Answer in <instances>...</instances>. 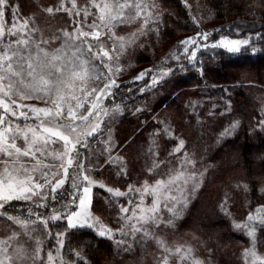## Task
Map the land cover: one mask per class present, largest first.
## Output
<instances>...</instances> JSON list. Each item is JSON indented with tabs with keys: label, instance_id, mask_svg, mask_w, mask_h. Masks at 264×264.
<instances>
[{
	"label": "snow or ice",
	"instance_id": "6c2138e0",
	"mask_svg": "<svg viewBox=\"0 0 264 264\" xmlns=\"http://www.w3.org/2000/svg\"><path fill=\"white\" fill-rule=\"evenodd\" d=\"M39 7L49 15L67 13L71 24L41 26L37 13L19 19V4L0 0V218H4L8 230L0 236V264H78L86 259L83 250L72 248L76 258L72 259L65 257L63 249L68 230L82 228L112 238L125 252L132 251L137 243L143 248L149 240L154 241L159 250L154 264H205L194 255L191 244L169 243L159 232L161 225H175L208 172L198 167L194 154L184 150L183 139L164 159H160L159 144L153 139L148 150L152 161L146 171L156 178L128 183L126 191L97 180L92 174L95 166L89 160L96 151L93 141L103 143L105 163L119 167L118 175H128L124 157L113 154L115 145L109 127L124 110L115 101L122 87L117 76L129 48L151 32L159 35L160 5L154 0H58ZM9 9L11 26L5 23ZM192 19L200 23L195 16ZM128 27L132 30L126 31ZM210 35L197 31L195 36L180 40L183 52H171L168 58L180 61L183 56L195 62L197 50L209 47ZM253 35L264 37V32H250L237 39L221 35L211 47L241 53L251 45ZM165 60L152 84L173 71ZM149 71H141L134 80L143 79ZM261 103L257 128L264 129V99ZM238 125L234 120L221 135L233 134ZM156 131L157 135L161 131L169 137L175 135L168 124ZM162 166L166 167L164 172L160 171ZM96 185L107 188L116 198L129 196L128 205L119 208V227L109 226L92 211ZM243 188L248 185L243 184ZM149 198L150 203H146ZM227 200L225 195L220 205L226 213ZM12 202H24L19 207H26V214L8 212L7 208L14 207ZM62 221H66V227L60 230ZM234 226L249 238L250 246L242 250L245 264H264V254L258 251L264 205L249 211L246 220L234 221ZM52 239L55 243L45 257L46 243Z\"/></svg>",
	"mask_w": 264,
	"mask_h": 264
},
{
	"label": "trees",
	"instance_id": "16d2710c",
	"mask_svg": "<svg viewBox=\"0 0 264 264\" xmlns=\"http://www.w3.org/2000/svg\"><path fill=\"white\" fill-rule=\"evenodd\" d=\"M11 2L18 3L20 11L27 14L33 11L28 10L32 7H46L58 0ZM155 2L161 12L159 35L151 32L124 54L126 79L120 82L122 87L115 97L124 110L115 119L117 134L113 154L124 157L128 175H118L119 167L105 163L107 154L94 155L95 164L101 168L95 170V175L107 186L121 190L127 189L128 183L139 184L147 177L154 180L156 177L146 171L152 161L148 150L153 139L159 144L160 159L167 157L179 139H183L184 150L194 154L198 167L207 168L208 172L183 215L174 226H167L165 236L169 243L175 240L191 244L194 255L205 264H245L242 250L250 245L249 238L234 226V221L246 220L249 211L264 205V129L257 128L264 99V37L253 35L251 45L235 54L212 48L211 43L221 35L237 39L250 32H264V0ZM198 11L203 12L201 17ZM193 16L200 20L199 24L193 21ZM197 31H208L211 35L209 47L197 50L195 62L183 56L180 61L168 58L171 52L182 53L178 42L195 36ZM252 47L256 48L255 52ZM162 60L173 71L152 84L153 76L159 75L157 69ZM146 69L150 71L143 79L134 80ZM234 120L239 125L233 134L222 136ZM165 124L171 126L174 136L169 137L163 131L157 135L156 130H163ZM171 159L176 162L175 157ZM165 170V166L160 169ZM243 184L248 185L246 190ZM95 192V215L117 228L118 205L106 199L108 194L102 187H96ZM225 195L227 213L220 206ZM60 224L63 230L66 224ZM68 232L63 253L76 259L71 249L81 248L86 259L78 264H140L141 257L150 261L138 247L125 252L112 238L100 237L95 229H69ZM148 248L154 250L152 244ZM258 251L264 254V228L258 231Z\"/></svg>",
	"mask_w": 264,
	"mask_h": 264
},
{
	"label": "rangeland",
	"instance_id": "374dc122",
	"mask_svg": "<svg viewBox=\"0 0 264 264\" xmlns=\"http://www.w3.org/2000/svg\"><path fill=\"white\" fill-rule=\"evenodd\" d=\"M41 4H43V1H40ZM155 2V0H154ZM156 3V2H155ZM35 7H32L28 10H33L31 11L30 13H27V14H23L22 11H20L19 9V19H23L25 17H28L29 15H31L32 13H37V19L38 21L40 22L41 26H45V25H51L52 27L54 28H59V27H65V26H69L71 24V18H69L67 16V13H56L54 15H49L47 13H44L40 10V7L34 9ZM198 10V9H197ZM202 13H199L198 11V16H202ZM7 14L9 15H6V19H5V23L8 25V26H11V23H12V14H11V10L10 12ZM203 22V21H202ZM128 29L131 31L132 28L131 27H128ZM128 31V30H127ZM130 49V48H129ZM181 50H183L182 47H180ZM128 51V50H127ZM127 53V52H126ZM125 53V55H126ZM121 63L123 64L122 62V59H121ZM124 65V64H123ZM125 65L124 67L122 68L121 70V74L117 76V80L118 82H121L122 80L126 79L125 78V75H124V72H125ZM26 102H35V101H26ZM114 123H115V120L109 125V127L111 128V135H112V141H113V144L116 145V134H117V131L116 129L114 128ZM107 134V133H106ZM96 145V146H95ZM92 147L93 149H95V156H104L105 152L102 151L104 145L103 143H100V144H94V141L92 143ZM89 160H90V163L92 165L95 166V169H96V172L99 171L101 168L100 167H97V165L95 164L96 163V158H95V161H94V155L90 156L89 157ZM96 172H93L92 174L96 177L97 180H100L98 176L95 175ZM103 181V180H101ZM98 188L100 187L99 185H96L93 187V202H94V199L96 198V192H95V188ZM109 187H112V186H109ZM117 187V186H116ZM104 192H106L108 195H107V200H110L111 201V204H115L116 206L118 205V212H119V208H120V205L123 204V205H128V199H129V196H125V197H119V198H116L113 196V194L109 193L107 191V188H103ZM127 189H122V191H126ZM99 196V195H98ZM193 197V196H192ZM191 197V198H192ZM190 198V199H191ZM138 202V201H137ZM146 203H150V198L148 200L145 201ZM14 207L12 208H7V211L10 212V213H14V212H19V211H23L25 214L27 212V208L24 207L23 209H20L19 205L21 204H24V202H12ZM41 211H43V209H41ZM92 211H93V204H92ZM94 212V211H93ZM165 216L167 217V213L165 212ZM116 219H118L119 221V226H120V217L116 216ZM4 218H0V236H4L6 234H8V230H6V227H5V224H4ZM62 222H65L66 224V221H62ZM8 223H11V222H8ZM61 223V222H59ZM118 226V227H119ZM168 226H171V225H168ZM239 231H243L245 233V231L243 229H238ZM56 231V228H53V232ZM166 231H167V226H163L161 225L160 228H159V232L163 235H166ZM246 234V233H245ZM117 236V239L120 238V235L119 233L116 234ZM53 241V242H52ZM52 241H50L49 243H46V246H45V257H46V251L48 248H51L52 245L55 243V240L53 239ZM170 243H173V244H186V243H177L175 240L174 241H171ZM153 245L154 247V250L152 251L149 247V245ZM250 246V245H249ZM135 247H138L139 249L143 250L150 258V261L149 262H146L144 260V257H141L140 259V264H154V256L155 254L159 251L155 245V242L154 241H151L149 240L145 246H142L137 243L135 245ZM134 247V249H135ZM244 259V257H243ZM245 261V260H244ZM185 264H190V262L186 261Z\"/></svg>",
	"mask_w": 264,
	"mask_h": 264
}]
</instances>
